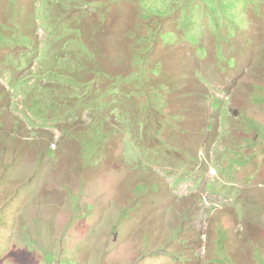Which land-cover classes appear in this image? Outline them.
Here are the masks:
<instances>
[{
	"label": "rangeland",
	"instance_id": "374dc122",
	"mask_svg": "<svg viewBox=\"0 0 264 264\" xmlns=\"http://www.w3.org/2000/svg\"><path fill=\"white\" fill-rule=\"evenodd\" d=\"M0 264H264V0H0Z\"/></svg>",
	"mask_w": 264,
	"mask_h": 264
}]
</instances>
